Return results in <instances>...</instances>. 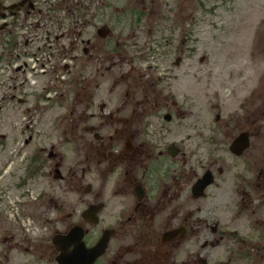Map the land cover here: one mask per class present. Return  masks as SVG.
<instances>
[{"label":"flooded vegetation","instance_id":"af4514ba","mask_svg":"<svg viewBox=\"0 0 264 264\" xmlns=\"http://www.w3.org/2000/svg\"><path fill=\"white\" fill-rule=\"evenodd\" d=\"M230 1L0 0V117L24 145L54 137L30 156L52 221L41 264H264V108L242 73L214 88L180 74L204 14ZM29 36L59 85L7 73ZM19 227L0 225L8 253L24 254Z\"/></svg>","mask_w":264,"mask_h":264},{"label":"rangeland","instance_id":"374dc122","mask_svg":"<svg viewBox=\"0 0 264 264\" xmlns=\"http://www.w3.org/2000/svg\"><path fill=\"white\" fill-rule=\"evenodd\" d=\"M257 39L264 41V0H231L212 13H205L194 39L188 42L187 68L180 72L181 78L188 82L207 80L214 88L231 79L234 73H242L246 86L251 87L256 97L257 90L263 89L264 92V57L261 53H254ZM201 54H205L207 59L200 63L196 58ZM255 97L252 110H263V104ZM54 113L51 109L45 111L44 125L50 123ZM6 121L0 117V133L6 135L3 139L0 137V225L15 221L20 224L12 233L16 240L21 241L19 249L24 254L8 253V243L2 241L0 264H41L37 245L46 232L43 225L52 221L46 220L51 215L42 214L38 202V192L46 186L47 179L40 175V170L38 174L34 173L37 165L31 163L30 156L37 144H48L54 137L51 134L39 136L35 132L32 142L24 145V133H9ZM252 142L257 145L253 152L259 155L264 149V117L253 123ZM43 169L50 170L51 166L46 163ZM6 235L7 232L0 229V239ZM4 254L10 257H1Z\"/></svg>","mask_w":264,"mask_h":264},{"label":"built area","instance_id":"2783aa9c","mask_svg":"<svg viewBox=\"0 0 264 264\" xmlns=\"http://www.w3.org/2000/svg\"><path fill=\"white\" fill-rule=\"evenodd\" d=\"M28 42L31 50L26 47V51H29V54L15 58L7 73L14 75L13 70L16 67H21V69L15 74V80L17 83L24 81L35 83L38 78L43 75L47 77L49 84H55V86L59 85V82L64 79V74L62 73L61 75L60 72L55 70L54 61L51 55L38 50L35 47L38 44L35 40V36H29ZM24 63H26V66H23ZM3 79L6 80L7 77Z\"/></svg>","mask_w":264,"mask_h":264}]
</instances>
